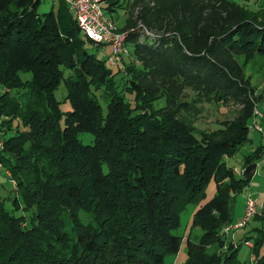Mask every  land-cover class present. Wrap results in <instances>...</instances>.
Instances as JSON below:
<instances>
[{"label":"trees","instance_id":"16d2710c","mask_svg":"<svg viewBox=\"0 0 264 264\" xmlns=\"http://www.w3.org/2000/svg\"><path fill=\"white\" fill-rule=\"evenodd\" d=\"M42 1L0 0V165L16 185L14 207L0 196V264H163L179 250L173 231L181 213L197 194L205 198L212 178L217 192L194 213L192 225L203 234L188 239L184 264H247L223 228L234 222L235 194L255 176L264 145L245 156L239 173L227 158L250 142L249 122L260 117L264 95L252 94L246 65L264 55V4L104 0L114 22L125 9L119 28L134 42L123 69L138 100L132 107L119 71L85 48L86 41L101 44L82 35L68 3L41 14ZM62 83L67 112L56 95ZM160 98L165 105L154 109ZM215 100L242 108L197 134L183 111L197 114L196 103ZM86 132L93 143L80 137ZM66 212L76 241L65 231ZM248 241L254 264H264V227Z\"/></svg>","mask_w":264,"mask_h":264},{"label":"rangeland","instance_id":"374dc122","mask_svg":"<svg viewBox=\"0 0 264 264\" xmlns=\"http://www.w3.org/2000/svg\"><path fill=\"white\" fill-rule=\"evenodd\" d=\"M243 6H246L250 9H258L264 4V0H233ZM60 5V0L53 2L52 0H43L40 4L38 11L43 14L52 9L57 10ZM70 14L74 15L72 10H69ZM111 18V14H106ZM116 24L119 27H123L125 24V9L119 8L114 12L113 16ZM86 38V37H85ZM85 48L89 50L90 53L96 54L100 59L106 61V65L111 67L115 72L119 71L116 75L117 84L119 90L124 95L125 101L130 103L132 107L138 106V100L136 98V93L127 87V81L124 73L127 71L123 70L126 67V64L131 60V53L134 50V42L128 41L127 48L129 52L123 53V59L118 62L116 65H112L109 62L110 55L113 53V49L110 45H97L86 41L84 43ZM241 61L245 60L244 56H240ZM246 72L251 76L252 83L255 85L253 87L252 94L255 97H260L264 95V55L256 53L255 59L250 61L246 65ZM2 88L0 87V91ZM67 94V89L64 83L58 88L56 95L57 98L61 101V107L63 112H67L71 109V104L69 101L65 100ZM188 96L185 98L188 101H191L194 98V93L191 90H188ZM260 99V100H259ZM257 100L258 109L261 111L262 116L258 117L259 123L264 127V96ZM263 99V100H261ZM99 101L102 104L103 111L106 113L108 111V102L99 97ZM165 105V98H160L155 101L153 104L154 109H158ZM196 108L198 109L197 114L189 113L183 111V114L189 119L194 120V125L196 127L195 131L197 134H200L202 131L214 130L222 126L221 122L226 120H232L238 115L239 110L242 108V105H239L234 102L223 103L221 101L214 102H198L196 103ZM135 111H142L141 108L136 109ZM254 117L251 118L249 122L250 130L248 133L249 143L244 145L234 156L227 158L228 164L234 167L239 173L243 166V161L245 156L249 153L254 152L260 145H264V132H260L256 129H251L253 125ZM13 131L7 135H12ZM82 140L85 143H93L94 135L92 133H83L80 135ZM0 140V148H2ZM11 173L7 171L4 166L0 165V196L5 198V203L7 207H14V198L16 196V185L13 181V178L10 175ZM217 192L215 179L212 178L206 187V196L203 200H199L201 193L197 194L193 201L188 204L186 210L181 213L180 217V226L175 229L173 232L181 237V244L179 250L176 253L167 254L163 264H184L188 259V239L191 238L193 241H199L200 237L203 234V230L200 227H194L193 217L194 213L197 210L198 206L202 203H205L210 198L215 196ZM249 194H254L260 198V201L264 204V155L259 159V164L257 172L253 179L245 185L243 190L235 194V200L232 203V209L234 211V221L239 220L244 215V205L246 198ZM29 212L21 209L17 211V214H28ZM264 216V205L262 209L258 210V214ZM84 220L91 219L90 216H93L92 213H86ZM259 216V215H258ZM65 231L69 234L72 241L77 240V233L75 228V223L69 212L64 213L63 215ZM264 227V219L256 218L255 216L247 223L244 228L233 231L230 235H227L229 241L234 238L233 243L235 247L239 246L238 249V259L241 262H247V264H254L256 256L247 243L244 242L246 235L252 236L257 231V228ZM251 241L254 243L255 238H251ZM252 243V245H253ZM214 248H211V251ZM64 253H68L67 250H64Z\"/></svg>","mask_w":264,"mask_h":264},{"label":"built area","instance_id":"2783aa9c","mask_svg":"<svg viewBox=\"0 0 264 264\" xmlns=\"http://www.w3.org/2000/svg\"><path fill=\"white\" fill-rule=\"evenodd\" d=\"M56 1V0H53ZM70 10L74 12L82 35L101 45H110L113 49L109 62L116 65L121 61L123 53L129 52L127 48V33L120 30L119 26L106 15L104 0H65ZM123 59V58H122ZM262 116L258 108L255 109V117ZM253 127L263 131L256 120ZM2 145V142H1ZM260 198L254 194H249L245 201L244 215L237 221L227 224L223 228V233L230 235L233 231L244 228L247 223L258 213L260 207H263ZM247 244L252 246V242Z\"/></svg>","mask_w":264,"mask_h":264},{"label":"crops","instance_id":"0c3cea01","mask_svg":"<svg viewBox=\"0 0 264 264\" xmlns=\"http://www.w3.org/2000/svg\"><path fill=\"white\" fill-rule=\"evenodd\" d=\"M244 207H245V205H244ZM263 207H260L259 209H262ZM234 240V238L232 237V241Z\"/></svg>","mask_w":264,"mask_h":264}]
</instances>
